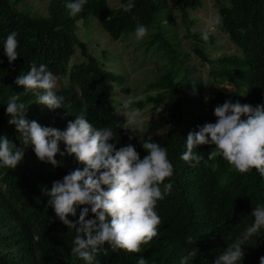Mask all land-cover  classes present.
<instances>
[{"label":"trees","instance_id":"trees-1","mask_svg":"<svg viewBox=\"0 0 264 264\" xmlns=\"http://www.w3.org/2000/svg\"><path fill=\"white\" fill-rule=\"evenodd\" d=\"M22 1L0 0V136H6L25 152L16 169L0 165V264H87L71 252L75 229H68L59 221L42 193L44 187L50 189L54 181H62L83 165L66 153L57 154L55 158L61 163L56 168L37 159L30 146L23 143L21 134L8 124L6 107L14 94L19 95L18 103L27 108L26 118L41 126L65 130L67 123L87 107L88 121L98 129L111 128L117 148L131 143L142 159L147 153L141 143L151 135L153 142L167 149L174 174L165 181L172 184L170 194L157 204L156 211L162 220L158 236L142 245L139 253L113 252L105 245L107 254L98 253L94 264H138L140 257L146 264H181L192 248L199 250L197 256L189 257L185 264H214L227 245L254 223L252 209L264 206V177L255 170L240 174L221 157L208 160L214 147L210 145L193 149L204 157L195 167L181 159L190 132L184 128V115L194 111L189 102L196 105L198 100L179 96L178 85L136 101L140 110L147 104L151 111L166 105L160 120L148 124L144 132L132 130L135 134L121 128L125 119L117 114L111 98L116 76L88 53L87 45L75 32L78 23L94 17L110 39L117 42L122 36L134 34L137 25H144L148 29L146 51L154 45L165 49L167 39L177 41L169 12L171 4L179 12L182 25L191 32L195 41L193 53L208 66L207 78L216 89L210 105L239 101L255 107L264 104V0H214L219 25L240 53L212 60L202 50L205 44H211V37L202 41V31L195 30V22L187 14L201 0H121L116 8H110L108 0H87L84 10L75 17L66 7L71 0H50L47 16L31 15L13 7ZM128 3L135 6L126 12L123 6ZM13 31L17 33L20 57L9 64L3 44ZM177 45L179 48L178 41ZM77 50L80 59L69 65ZM102 58L105 59L104 53ZM32 63L46 65L56 76V93L64 97L65 109L50 110L37 104L33 93L24 92L15 83L18 76L27 74ZM187 78L181 81L186 90L190 85ZM164 80L160 78L151 87L157 89ZM194 82L193 88L200 97L202 82ZM223 85H233L234 89L227 92ZM129 136L134 138L129 140ZM59 147L63 152L64 143L60 142ZM79 211L69 219L77 220ZM89 218H94L91 213ZM188 236L196 240L194 245L186 243ZM242 247L243 264H260V257L264 256V228Z\"/></svg>","mask_w":264,"mask_h":264},{"label":"clouds","instance_id":"clouds-1","mask_svg":"<svg viewBox=\"0 0 264 264\" xmlns=\"http://www.w3.org/2000/svg\"><path fill=\"white\" fill-rule=\"evenodd\" d=\"M86 3L87 0H71L66 7L75 17L84 10ZM134 6L128 3L123 8L127 12ZM147 32L146 26L137 25L136 39L142 40ZM204 39H207L206 35ZM18 47L17 33L13 31L3 44L9 64L20 57ZM15 83L22 86L24 92L33 93L37 104L50 110L65 109L64 97L56 93L57 78L46 65L32 63L27 74L18 76ZM18 100V94L9 98L6 107L8 124L21 134L23 143L30 146L37 159L56 168L61 163L55 158L57 154L63 156L66 153L74 155L83 165L82 169L77 168L65 175L62 181H54L50 189L44 187L42 190L59 221L68 229H75L73 255H78L87 264H94L98 253L104 251L107 254L105 245L113 252L139 253L142 245L158 236L162 220L156 211L157 204L170 194L172 184L165 181L174 174L166 148L153 142L149 135L141 143L147 153L141 159L131 143L117 148L111 128L94 127L86 118L87 107L81 109L74 121L67 123L65 130H60L41 126L35 120L29 121L25 104L18 103ZM132 103L129 98L124 108ZM214 116V123H206L198 131L188 133L187 150L181 159L195 167L204 157L194 153L193 149L210 145L214 147L208 153V160L221 157L240 174L255 170L264 177V104L253 107L239 101H225L215 107ZM127 124L136 125L144 132L138 109L127 113ZM121 128L130 129L127 126ZM133 138L129 136V140ZM60 142L65 145L63 152ZM24 155L25 152L6 136H0V165L16 169L23 162ZM77 209H80L78 219L70 220L69 216H77ZM90 213L94 218H89ZM251 215L254 223L227 245L214 264H243L245 252L242 246L264 228V206L252 209ZM186 243L194 245L196 240L188 236ZM198 251L192 248L181 264H185L189 257H196ZM138 264H146V260L140 257ZM260 264H264V256L260 257Z\"/></svg>","mask_w":264,"mask_h":264},{"label":"rangeland","instance_id":"rangeland-1","mask_svg":"<svg viewBox=\"0 0 264 264\" xmlns=\"http://www.w3.org/2000/svg\"><path fill=\"white\" fill-rule=\"evenodd\" d=\"M50 0H24L14 8L19 11L29 12L31 15L47 16V8ZM121 0H108L110 8L119 7ZM214 0H201L195 10H188L189 18L194 21V28L201 32V40L206 41L204 36L211 37V44H205L207 48L202 50L208 52L210 60L216 59L222 55L239 54L237 47L229 40V37L219 25L220 17L214 6ZM170 16L173 20V29L176 32L177 41L170 38L166 40V48H157L154 45L149 51H146L147 36L142 40H137L135 33L122 36V38L114 42L105 33L98 21L94 17H89L85 22L78 23L75 34L80 41L87 45L88 53L103 62L105 69L112 71L116 76V81L113 84L112 102L115 111L119 116L124 117V126L131 130L136 128V125L127 124V113L133 109H138L142 116L143 128L148 124L160 120L167 110L166 105L160 106L155 111H151V105L147 104L143 109L137 105L136 98L141 97L139 101H144L147 96H155L161 91H168L179 86L178 95L182 98H194L198 100L196 105L189 102L194 111L185 112L184 128L188 131H198L199 127L206 123H214V105H210L209 100L214 96L216 89L209 83L207 78L208 66L202 63L200 59L193 53L194 39L187 31V28L180 22V14L169 4ZM102 53L105 54V59L102 58ZM239 56V55H237ZM81 53L76 51L75 55L70 59L69 65L80 59ZM188 76L190 83L187 90L181 81ZM160 78H165L164 84L158 86L157 89L152 88L151 84L159 82ZM202 82L203 91L199 97L198 91L194 90L193 85L195 80ZM183 85V86H182ZM185 89H182V88ZM227 92L234 89L233 85H223L222 87ZM182 89V90H180ZM198 96V97H197ZM131 98L133 103L127 108H124L126 100ZM200 100V102H199ZM125 130L128 133L131 130Z\"/></svg>","mask_w":264,"mask_h":264}]
</instances>
